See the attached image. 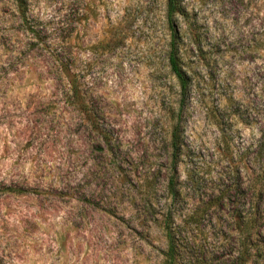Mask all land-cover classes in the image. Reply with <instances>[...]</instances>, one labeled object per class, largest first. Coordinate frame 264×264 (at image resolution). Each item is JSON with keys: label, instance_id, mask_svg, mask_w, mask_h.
<instances>
[{"label": "rangeland", "instance_id": "obj_1", "mask_svg": "<svg viewBox=\"0 0 264 264\" xmlns=\"http://www.w3.org/2000/svg\"><path fill=\"white\" fill-rule=\"evenodd\" d=\"M182 4L173 198L166 0H0V264H166L170 215L177 264H238L233 214L264 185V0Z\"/></svg>", "mask_w": 264, "mask_h": 264}, {"label": "trees", "instance_id": "obj_2", "mask_svg": "<svg viewBox=\"0 0 264 264\" xmlns=\"http://www.w3.org/2000/svg\"><path fill=\"white\" fill-rule=\"evenodd\" d=\"M20 1V0H19ZM22 6V4H19ZM167 5V23L170 30V41L168 43L167 59L171 72L178 80L180 87L181 100L179 102V110L175 112L171 109L173 117V127L171 131V160L173 163V175L172 183L170 186L171 195L173 198H177L178 191L176 189L177 167L178 163L186 155V144L184 138V99L191 86V77L189 75V60L187 56L189 54L188 47L186 46V32L183 30L182 21L186 20L187 10L182 4V0H166ZM23 17H24V12ZM70 91L74 98L80 96V89L76 79L70 80ZM264 185H260L259 192H257L258 203L252 210L246 212L238 211L234 212V218L238 227H235L237 235L236 243L238 245V264H255V256H259L263 250V246L259 243V232L257 231L258 223L262 216L263 211L261 209V203L264 198ZM227 196L224 192H221L217 197L215 203L221 204L225 202ZM201 215L198 212H193L185 218V224L188 222L198 221ZM174 222L173 215L167 216L162 223V230L167 240L168 248L165 252L166 264H177L181 255V248L178 239L179 231L177 230ZM255 261V262H254ZM264 263V262H263ZM256 264H262L257 262Z\"/></svg>", "mask_w": 264, "mask_h": 264}]
</instances>
